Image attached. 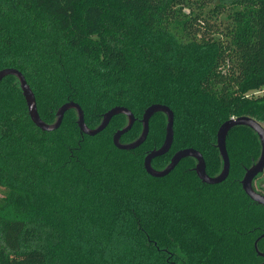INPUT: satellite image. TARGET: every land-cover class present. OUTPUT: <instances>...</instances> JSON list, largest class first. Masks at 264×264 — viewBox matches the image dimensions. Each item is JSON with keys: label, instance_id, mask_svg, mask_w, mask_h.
<instances>
[{"label": "trees", "instance_id": "1", "mask_svg": "<svg viewBox=\"0 0 264 264\" xmlns=\"http://www.w3.org/2000/svg\"><path fill=\"white\" fill-rule=\"evenodd\" d=\"M6 67L23 73L46 122L67 101L91 127L110 108H129L135 122L122 142L140 136L148 106H169L173 144L153 166L192 147L216 176L221 124L264 122V0H0ZM127 122L120 113L88 135L72 108L46 131L18 77L1 80L0 264L263 262L264 205L241 183L261 153L256 131H229V175L210 184L192 156L162 177L146 171L145 156L165 139L164 112L140 146L120 149L113 135Z\"/></svg>", "mask_w": 264, "mask_h": 264}, {"label": "water", "instance_id": "2", "mask_svg": "<svg viewBox=\"0 0 264 264\" xmlns=\"http://www.w3.org/2000/svg\"><path fill=\"white\" fill-rule=\"evenodd\" d=\"M16 75L20 81V85L22 88L23 95L26 99L29 115L32 121L41 129L46 131H51L57 129L63 120L64 114L69 109H76L78 112V125L82 131V133L88 135H96L102 130H104L108 124L110 123L113 116L124 113L128 117L127 124L117 130L113 135V142L115 146L120 149H133L140 146L147 138L149 129H150V119L157 112H164L167 116V125H166V135L163 144L159 148H155L151 150L144 159V166L146 171L155 177H162L170 173L177 164L185 157L192 156L196 158L197 164L195 166V170L199 176V178L206 183L215 184L222 182L225 180L230 171V157L227 149V137L229 131L236 125H247L254 129L258 134L261 143V153L258 160L247 168L241 183L245 192L257 203L264 205V193L257 191L253 186L254 178L264 170V125L251 116H239L233 117L229 120L225 121L218 129L217 132V146L219 148L220 154L223 158V168L221 172L216 176H211L206 171V162L203 154L192 147L182 148L176 151L170 159V162L164 168H156L152 164L153 158L165 154L168 152L173 144L174 140V112L173 110L161 103H153L148 106L142 117V132L138 138L131 142H122L121 137L127 131L131 129L135 122V115L133 112L125 107V106H114L107 110L103 119L99 125L95 127L88 126L85 121L84 111L82 107L75 101H67L62 104L57 110V118L54 122H46L44 121L39 114L36 96L27 82L23 73L13 67H6L0 70V82L7 75ZM264 256V252L260 253ZM257 264H264V261Z\"/></svg>", "mask_w": 264, "mask_h": 264}, {"label": "flooded vegetation", "instance_id": "3", "mask_svg": "<svg viewBox=\"0 0 264 264\" xmlns=\"http://www.w3.org/2000/svg\"><path fill=\"white\" fill-rule=\"evenodd\" d=\"M253 186L257 191L264 193V170L254 178Z\"/></svg>", "mask_w": 264, "mask_h": 264}, {"label": "rangeland", "instance_id": "4", "mask_svg": "<svg viewBox=\"0 0 264 264\" xmlns=\"http://www.w3.org/2000/svg\"><path fill=\"white\" fill-rule=\"evenodd\" d=\"M210 25L212 27L209 28V30H211V32H214L215 31L216 24L215 23H211ZM219 29L223 32V30H225V26L224 25H221ZM263 125H264V122H263ZM2 193H3V190L0 188V194H2Z\"/></svg>", "mask_w": 264, "mask_h": 264}]
</instances>
